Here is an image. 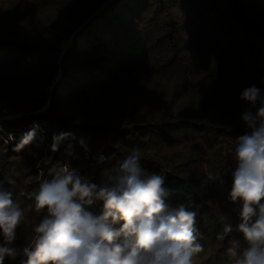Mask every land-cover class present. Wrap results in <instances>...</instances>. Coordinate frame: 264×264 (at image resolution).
<instances>
[{
  "label": "trees",
  "instance_id": "16d2710c",
  "mask_svg": "<svg viewBox=\"0 0 264 264\" xmlns=\"http://www.w3.org/2000/svg\"><path fill=\"white\" fill-rule=\"evenodd\" d=\"M252 86L264 95V0H0V191L24 207L63 165L100 186L138 147L168 202L197 214L196 264H229L244 244L228 194ZM43 215L26 213L15 247Z\"/></svg>",
  "mask_w": 264,
  "mask_h": 264
},
{
  "label": "clouds",
  "instance_id": "9594fccd",
  "mask_svg": "<svg viewBox=\"0 0 264 264\" xmlns=\"http://www.w3.org/2000/svg\"><path fill=\"white\" fill-rule=\"evenodd\" d=\"M240 98L255 111L242 114L250 132L235 146L228 198L238 205L236 230L244 244L233 242L229 264H264V95L252 86ZM33 139L28 135L15 150ZM63 139L54 136L51 151ZM141 156L138 147L132 148L100 186L59 166L51 170V181L43 180L38 191L28 193L32 203L24 207V201L0 191V264L18 256L19 264H196L204 250L196 212L168 202L172 191L165 187V177L143 170ZM92 206H99V214L88 210ZM33 210L44 215L33 226L30 242L17 248L16 230ZM232 231L225 224L218 239Z\"/></svg>",
  "mask_w": 264,
  "mask_h": 264
},
{
  "label": "rangeland",
  "instance_id": "374dc122",
  "mask_svg": "<svg viewBox=\"0 0 264 264\" xmlns=\"http://www.w3.org/2000/svg\"><path fill=\"white\" fill-rule=\"evenodd\" d=\"M69 45V41H66L65 42V46L67 47Z\"/></svg>",
  "mask_w": 264,
  "mask_h": 264
}]
</instances>
